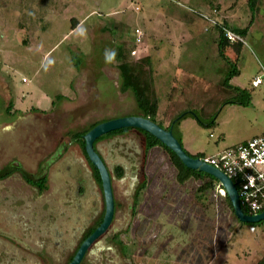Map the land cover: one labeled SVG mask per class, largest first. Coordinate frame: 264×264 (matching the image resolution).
<instances>
[{"label": "rangeland", "instance_id": "374dc122", "mask_svg": "<svg viewBox=\"0 0 264 264\" xmlns=\"http://www.w3.org/2000/svg\"><path fill=\"white\" fill-rule=\"evenodd\" d=\"M247 1L0 0V176L11 172L0 177V264H68L93 225L101 196L73 136L97 122L139 116L132 94L122 93L118 47L142 62L134 75L157 101L154 123L171 127L190 156L217 154L264 132V80L255 84L264 71V0L254 13ZM223 24L247 29L231 59L238 70L231 89L222 85L231 68L217 49ZM232 88L248 90L250 105L231 103ZM96 148L109 167L125 168L114 184L120 206L111 231L118 233L93 244L81 264H256L264 256V224H241L218 186L198 196L202 182L177 183L160 148L145 156L140 132ZM24 175L45 176L46 190Z\"/></svg>", "mask_w": 264, "mask_h": 264}, {"label": "trees", "instance_id": "16d2710c", "mask_svg": "<svg viewBox=\"0 0 264 264\" xmlns=\"http://www.w3.org/2000/svg\"><path fill=\"white\" fill-rule=\"evenodd\" d=\"M259 0H248V5L251 9V11L254 13L256 10V4L258 3ZM73 20V28L72 30L77 26L78 22L75 19ZM225 27L228 28V26L226 24H223ZM218 29V41H217V49H218V53L219 56L228 64L230 65V71L228 72L224 82H223V86H226L227 88L231 86L229 85V80L232 79L233 77L238 75V70L235 66V64L233 63V61L231 59H236L241 51L242 48V42L240 41H235V42H230L228 41L222 34L221 28L222 27H216ZM247 29L243 32H239L237 30H235V33H237L241 38H244L246 35ZM121 46V45H120ZM123 46L118 47V57H116V62H117V69L119 71V77H120V81H121V89H122V93L125 92H130L136 102V107L139 110V116L149 119L152 122H156L154 120V117L156 116L157 110H158V104L157 101L153 98V93L151 95V93L147 92L149 91L148 88H142L140 86V84L138 83L137 77H135V68L139 65L141 66L142 62L139 63H133L131 61V55H125L126 53H124L123 51ZM127 54H133L134 50H129L126 51ZM232 54V56H231ZM125 57L129 60V62L125 59ZM137 64V65H136ZM79 67V61L76 62V68L78 69ZM144 83V80H142ZM232 90H234L235 95L232 98L231 103L240 105V106H248L250 105L251 102V95L249 93L248 90L245 89H240V88H232ZM54 104V103H53ZM11 108V103L8 106L7 109V113H9V109ZM138 116V115H137ZM194 118L196 119V121L198 122V124L200 126H209L210 122L207 123L204 120L200 119L198 116H194ZM100 122L94 123L92 125H90V127L82 132L76 133L73 138L75 139V141H77L82 149L84 150V140H83V136L91 129L93 128L95 125H97ZM171 127H168L167 130H169ZM129 131H137L140 132L143 136H144V144H145V156H147V153L154 149V148H160L165 155H167L168 161L170 162L171 166L174 168L175 170V179L177 181V183L179 184H185L188 181L192 180L193 182H202V185L197 189V193L199 194L198 196H202L204 194H206L209 191L214 190V187H219L218 182L211 176L196 171V170H191L188 169L187 167H185L183 165V163L181 162V160L175 155L174 152H172L171 150H169L167 147H165L162 143H160L156 138H154L153 136H151L148 133H145L143 131L137 130V129H132V128H125V129H120L114 132H111L107 135L102 136L101 138H105V137H109V136H114V135H118V134H125ZM178 141L181 143V140L178 139ZM183 147V145H182ZM184 149V148H183ZM186 152V151H185ZM187 153V152H186ZM188 154V153H187ZM189 155V154H188ZM190 156V155H189ZM192 158H200L203 157L202 154H197L195 156H191ZM96 175H95V179L96 181L99 183V185L101 184L100 178L98 173L95 171ZM9 174H11L10 171L3 173L0 177H6L9 176ZM122 170L118 169L117 171V176L120 177L122 176ZM24 179L25 181L32 185L37 187L40 190L44 189V185L46 182V178L45 177H41L40 179H36V180H31L30 178H28L27 176L24 175ZM145 188V183L143 186H141V190H143ZM220 189H222V187H219ZM223 197L225 198L226 202L228 203V206L231 209V212L234 216V212L232 209V206L229 202V199L227 197V195H223ZM242 210L245 214L249 215V211L248 209H246L245 207H242ZM243 225H247L248 227L254 228V227H259L262 226L264 224V221H261L259 223H254V224H244L241 223ZM92 232V230L87 234L89 235ZM72 259V258H71ZM71 261V260H70ZM256 264H264V256L256 263Z\"/></svg>", "mask_w": 264, "mask_h": 264}, {"label": "water", "instance_id": "95a60500", "mask_svg": "<svg viewBox=\"0 0 264 264\" xmlns=\"http://www.w3.org/2000/svg\"><path fill=\"white\" fill-rule=\"evenodd\" d=\"M132 128L143 131L156 138L165 147L175 153L183 165L191 170H196L213 177L222 187L232 206L234 216L244 224H254L264 221V212L257 215H248L240 207L238 194L233 182L221 171L205 164L199 158H192L183 149L180 142L174 137L171 130H166L141 116H126L118 119L98 123L84 136V150L90 164L96 169L101 181L102 193L105 203V211L101 224L81 243L72 260L68 264H81L88 248L109 228L114 215V200L109 171L96 152L94 143L96 140L111 132Z\"/></svg>", "mask_w": 264, "mask_h": 264}, {"label": "built area", "instance_id": "2783aa9c", "mask_svg": "<svg viewBox=\"0 0 264 264\" xmlns=\"http://www.w3.org/2000/svg\"><path fill=\"white\" fill-rule=\"evenodd\" d=\"M200 17L209 21L210 25H215L207 16L200 15ZM221 31L228 41L243 43V39L229 28L222 26ZM135 33L140 32L135 30ZM136 42L140 43L141 38L137 37ZM263 80L264 71L261 77L255 78V84L261 85ZM199 159L221 171L233 182L241 209L242 207L248 209L249 215L264 212V132L222 152ZM219 187V192L225 195L223 189Z\"/></svg>", "mask_w": 264, "mask_h": 264}, {"label": "flooded vegetation", "instance_id": "af4514ba", "mask_svg": "<svg viewBox=\"0 0 264 264\" xmlns=\"http://www.w3.org/2000/svg\"><path fill=\"white\" fill-rule=\"evenodd\" d=\"M137 132V131H136ZM114 136H117V135H114ZM104 141V138H99L98 140H96L95 141V143H94V147H95V150H96V152L99 154V152L97 151V144L98 143H100V142H103ZM84 153H85V150H84ZM100 155V154H99ZM85 156H86V154H85ZM100 157L102 158V160H103V157L100 155ZM86 159H87V156H86ZM88 160V159H87ZM104 161V163H105V165H106V167H107V169H108V171H109V174H110V178H111V185H112V192H113V200H114V215H113V220H112V222H111V224H110V226H109V228H108V230L102 235V236H100L93 244H95L99 239H101L102 237H109V236H111V237H113V235H115L116 233H118V232H114V231H111V228H112V224H113V222H114V220H115V218H116V214H117V211H118V209H119V207L118 206H120V203L118 202V200H117V196L115 195V189H114V184H115V176H116V178L120 181V180H122L123 179V176H124V174H125V168L122 166V165H120V164H115L114 166H113V169L111 168V167H109L108 166V164H106V162H105V159L103 160ZM88 163H89V165L91 166V168H92V170H93V177H94V181H95V183H96V185H95V188H97L98 189V191H99V196H101V201H102V203L101 204H99L98 206L95 204L96 203V201H95V211H94V213H92L91 214V216H90V218H91V220H90V223L91 224H93L91 227H89L86 231V233L83 235V237H82V240L80 241V244L78 245V247H77V249L79 248V246L81 245V243L101 224V222H102V219H103V216H104V211H105V203H104V197H103V193H102V187H101V184L99 185V183L96 181V179H95V175H96V173H95V171H96V169L90 164V162L88 161ZM118 169H121L122 170V176H120V177H118L117 176V171H118ZM97 172V171H96ZM98 173V172H97ZM115 174V175H114ZM99 175V174H98ZM137 186V184H134L133 185V188H134V192L138 189H136V186ZM136 189V190H135ZM139 192H141V191H136V194H135V196H139L140 194H139ZM137 197L135 198V199H137ZM133 201H134V197H132L131 198ZM131 199H128L127 200V203H125L126 204V206H128V205H133L134 204V202L133 201H131L130 202V200ZM123 206H125V204H124V202H122L121 203ZM128 223H130V220L127 222V224ZM92 230V232L89 234V235H87L90 231ZM123 231H125V229L123 228V230H122V233H124ZM110 234H112V235H110ZM93 244L88 248V250L93 246ZM77 249H76V251H77ZM88 250H87V252H88ZM76 251H75V253H76ZM87 252H86V254H87ZM75 253L72 255V257L71 258H73V256L75 255ZM86 254H85V256H86ZM84 256V257H85ZM70 260H72V259H70Z\"/></svg>", "mask_w": 264, "mask_h": 264}, {"label": "clouds", "instance_id": "9594fccd", "mask_svg": "<svg viewBox=\"0 0 264 264\" xmlns=\"http://www.w3.org/2000/svg\"><path fill=\"white\" fill-rule=\"evenodd\" d=\"M105 56H106V61L111 62L115 58V53H114V51L106 50ZM6 130H10V129H6Z\"/></svg>", "mask_w": 264, "mask_h": 264}, {"label": "crops", "instance_id": "0c3cea01", "mask_svg": "<svg viewBox=\"0 0 264 264\" xmlns=\"http://www.w3.org/2000/svg\"><path fill=\"white\" fill-rule=\"evenodd\" d=\"M175 5V4H174ZM170 44H173V41L170 39ZM120 135H123V134H120ZM109 137H111V136H109ZM109 137H105L104 139H106V138H109ZM41 177H45V176H41ZM40 177V178H41ZM40 178H38V179H40ZM46 178V177H45ZM28 184V183H27ZM29 186H31V187H33V188H36L38 191H40V192H43V191H45L46 190V188H47V178H46V182H45V185H44V189L43 190H40V189H38L37 187H35V186H32V185H30V184H28ZM134 205V204H133Z\"/></svg>", "mask_w": 264, "mask_h": 264}]
</instances>
